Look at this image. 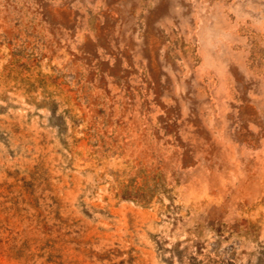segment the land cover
Wrapping results in <instances>:
<instances>
[{
  "label": "rangeland",
  "instance_id": "1",
  "mask_svg": "<svg viewBox=\"0 0 264 264\" xmlns=\"http://www.w3.org/2000/svg\"><path fill=\"white\" fill-rule=\"evenodd\" d=\"M0 264H264V0H0Z\"/></svg>",
  "mask_w": 264,
  "mask_h": 264
}]
</instances>
